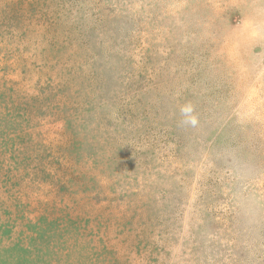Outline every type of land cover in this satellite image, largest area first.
Instances as JSON below:
<instances>
[{
	"label": "rangeland",
	"instance_id": "rangeland-1",
	"mask_svg": "<svg viewBox=\"0 0 264 264\" xmlns=\"http://www.w3.org/2000/svg\"><path fill=\"white\" fill-rule=\"evenodd\" d=\"M0 264H264V0H0Z\"/></svg>",
	"mask_w": 264,
	"mask_h": 264
},
{
	"label": "clouds",
	"instance_id": "clouds-1",
	"mask_svg": "<svg viewBox=\"0 0 264 264\" xmlns=\"http://www.w3.org/2000/svg\"><path fill=\"white\" fill-rule=\"evenodd\" d=\"M195 121H193V123H194Z\"/></svg>",
	"mask_w": 264,
	"mask_h": 264
}]
</instances>
